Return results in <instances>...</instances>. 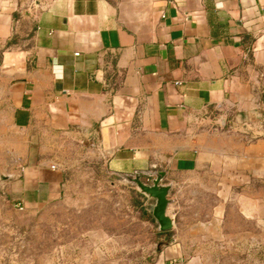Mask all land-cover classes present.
<instances>
[{"label":"crops","instance_id":"obj_1","mask_svg":"<svg viewBox=\"0 0 264 264\" xmlns=\"http://www.w3.org/2000/svg\"><path fill=\"white\" fill-rule=\"evenodd\" d=\"M145 2L132 23L106 0H0V133L26 161L14 199L62 196L32 150L45 135L58 161L88 145L110 175L165 171L171 200L213 193L217 215L264 189V0Z\"/></svg>","mask_w":264,"mask_h":264},{"label":"rangeland","instance_id":"obj_2","mask_svg":"<svg viewBox=\"0 0 264 264\" xmlns=\"http://www.w3.org/2000/svg\"><path fill=\"white\" fill-rule=\"evenodd\" d=\"M106 1L132 23L147 8L145 0ZM35 140L34 153L64 173L62 196L35 206L14 199L26 161L0 133V264H264V189L256 187V199L240 190L221 215L213 193L174 194V228L160 233L135 187L108 174L88 145L58 161V137Z\"/></svg>","mask_w":264,"mask_h":264},{"label":"water","instance_id":"obj_3","mask_svg":"<svg viewBox=\"0 0 264 264\" xmlns=\"http://www.w3.org/2000/svg\"><path fill=\"white\" fill-rule=\"evenodd\" d=\"M224 120V117H220L216 121L217 125L223 127ZM114 176L133 185L139 195L153 201L149 212L157 224L158 232H168L174 228L173 215L169 211L173 203V200L169 198L173 185L164 183L165 171H136L130 175L114 174Z\"/></svg>","mask_w":264,"mask_h":264},{"label":"built area","instance_id":"obj_4","mask_svg":"<svg viewBox=\"0 0 264 264\" xmlns=\"http://www.w3.org/2000/svg\"><path fill=\"white\" fill-rule=\"evenodd\" d=\"M53 73H54V77H56V78H61V73H60V71L58 70V69H53ZM52 169H53V167H51ZM17 207L20 209V210H22L23 208H21V205L20 204H18L17 205Z\"/></svg>","mask_w":264,"mask_h":264},{"label":"trees","instance_id":"obj_5","mask_svg":"<svg viewBox=\"0 0 264 264\" xmlns=\"http://www.w3.org/2000/svg\"><path fill=\"white\" fill-rule=\"evenodd\" d=\"M138 205H142V203L140 202V203H138ZM142 211V215L144 216L145 214H144V211H143V209L141 210Z\"/></svg>","mask_w":264,"mask_h":264}]
</instances>
